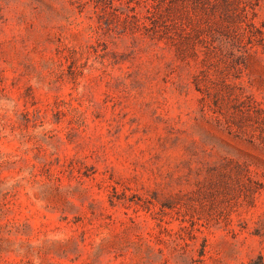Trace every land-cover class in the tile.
Listing matches in <instances>:
<instances>
[{
	"label": "rangeland",
	"instance_id": "1",
	"mask_svg": "<svg viewBox=\"0 0 264 264\" xmlns=\"http://www.w3.org/2000/svg\"><path fill=\"white\" fill-rule=\"evenodd\" d=\"M0 264H264V0H0Z\"/></svg>",
	"mask_w": 264,
	"mask_h": 264
}]
</instances>
